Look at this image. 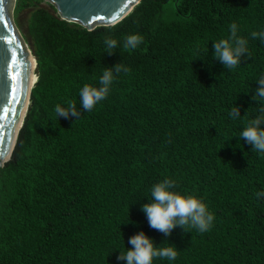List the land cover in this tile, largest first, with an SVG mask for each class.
<instances>
[{"label":"trees","instance_id":"obj_1","mask_svg":"<svg viewBox=\"0 0 264 264\" xmlns=\"http://www.w3.org/2000/svg\"><path fill=\"white\" fill-rule=\"evenodd\" d=\"M17 0L15 17L32 8L25 40L37 80L12 156L0 166V264H126L119 249L143 231L178 249L172 264H264V154L238 133L259 106L252 95L264 75V0H142L122 21L88 30ZM236 23L249 54L227 69L213 40ZM140 34L135 50L123 38ZM118 47L105 51L104 39ZM121 72L92 111L79 89L104 68ZM76 102L80 116L60 117ZM239 106L241 117L229 110ZM200 198L214 215L204 233L151 228L141 205L163 179ZM153 264H169L155 259Z\"/></svg>","mask_w":264,"mask_h":264},{"label":"clouds","instance_id":"obj_2","mask_svg":"<svg viewBox=\"0 0 264 264\" xmlns=\"http://www.w3.org/2000/svg\"><path fill=\"white\" fill-rule=\"evenodd\" d=\"M228 32L226 38L213 40V57L231 70L240 65L244 54H249V40L239 34L238 25L234 22L229 24ZM250 36L264 44V29L252 31ZM142 42V35L129 34L123 38V47L135 50ZM103 43L105 51L109 53L118 47L117 39L112 37H106ZM128 71V67L123 64L104 68L95 84L85 83L79 89V105L85 112L92 111L108 97L117 76ZM256 82L258 87L252 95V100L259 105L256 108V115L249 119L235 136L250 144L253 152L264 154V75H260ZM76 104L72 100H67L63 104L57 103L53 109L57 119L59 120L61 116L64 118L71 116L76 120L80 116ZM228 117L233 120L241 117L238 105L234 104L228 112ZM255 196L257 199H264V190L257 191ZM141 211L146 215L149 226L165 236L170 235L172 229L177 226L186 232L196 229L204 233L213 227L214 222L213 213L200 198L177 191L176 182L167 178L151 186L150 198L148 197V202L141 205ZM128 242L132 247H126L123 251L119 249L117 257L126 264H153L155 259L166 260L172 264L177 257L176 247L169 243L162 246L164 242L157 244L143 231L129 237Z\"/></svg>","mask_w":264,"mask_h":264},{"label":"water","instance_id":"obj_3","mask_svg":"<svg viewBox=\"0 0 264 264\" xmlns=\"http://www.w3.org/2000/svg\"><path fill=\"white\" fill-rule=\"evenodd\" d=\"M17 0H0V166L10 160L30 104L37 62L23 42L12 11ZM61 19L88 30L114 25L127 17L142 0H51ZM25 110L14 145L6 157L13 128Z\"/></svg>","mask_w":264,"mask_h":264},{"label":"rangeland","instance_id":"obj_4","mask_svg":"<svg viewBox=\"0 0 264 264\" xmlns=\"http://www.w3.org/2000/svg\"><path fill=\"white\" fill-rule=\"evenodd\" d=\"M40 6H44V7L48 8V9H50L52 12H57L58 13L55 5L53 4V2L51 0H43L40 3ZM14 11L15 10L12 11V18H13L17 28L19 29V31L21 33L23 42H25L28 45V47L31 49L30 44L25 40L24 35L28 31L27 28H28V23H29V18H30V15H31L32 8L24 10L19 15L18 18L15 17V12Z\"/></svg>","mask_w":264,"mask_h":264},{"label":"bare ground","instance_id":"obj_5","mask_svg":"<svg viewBox=\"0 0 264 264\" xmlns=\"http://www.w3.org/2000/svg\"><path fill=\"white\" fill-rule=\"evenodd\" d=\"M35 79H36V74L34 73V76L32 77V82H34ZM24 113H25V110L22 112V114L20 115V118L17 121L16 126L13 128V131L11 133V137H10V140H9V143L7 146V150H6V157H8V155H9V153H10V151L14 145L18 130H19L21 123H22Z\"/></svg>","mask_w":264,"mask_h":264}]
</instances>
